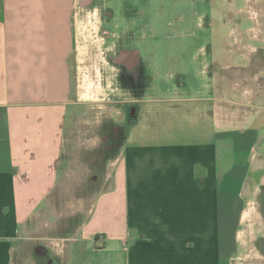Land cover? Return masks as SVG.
I'll list each match as a JSON object with an SVG mask.
<instances>
[{"label":"crops","instance_id":"0c3cea01","mask_svg":"<svg viewBox=\"0 0 264 264\" xmlns=\"http://www.w3.org/2000/svg\"><path fill=\"white\" fill-rule=\"evenodd\" d=\"M137 1L0 0V264H242L245 216L264 230V0ZM83 23L103 57H81ZM219 26L231 27L229 68L176 94L154 81L188 68L172 45L185 53L196 29ZM193 52L202 66L203 47ZM124 64L151 75L129 103L145 111L130 131L120 124L85 221L55 236L46 204L63 185L68 134L86 122L75 67L109 72L120 97Z\"/></svg>","mask_w":264,"mask_h":264},{"label":"rangeland","instance_id":"374dc122","mask_svg":"<svg viewBox=\"0 0 264 264\" xmlns=\"http://www.w3.org/2000/svg\"><path fill=\"white\" fill-rule=\"evenodd\" d=\"M225 1L230 2V0ZM137 2L139 4L142 0ZM238 3L242 6L244 4L241 0H238ZM212 13L219 18L221 17L218 9ZM89 22L87 25L85 24L86 27L89 29L94 28L95 30L98 21L91 19ZM85 25L84 23L80 25L82 34L79 52L81 57L95 50L99 51L97 55L100 58L103 57L101 56L102 54H107L105 46L95 49L90 44V41L84 42L88 35ZM230 29L231 27L229 26H219L212 30L206 27L196 29V32L194 31L193 33L196 35L197 42L193 43L185 53L182 49L176 51L175 45H172L176 55L181 59L183 58L184 62L188 64V68H186L188 71L182 68L180 73H175L170 78H164L163 80L155 78L154 81L158 82V84L161 83L172 94L177 93L174 88L180 83H185L186 87L200 89L203 84H206L209 77L214 75L217 64L223 66L219 67L220 72L223 71L222 68L225 70L229 68L227 67L228 64H232L230 57L232 55L231 42L233 39L229 35ZM182 30L179 29L178 31ZM217 34H219L218 38ZM201 47H203L204 51L201 56L203 65L197 66L196 64H191V62L188 63L193 56V50L197 52V49L199 51ZM214 60L218 61V63L214 62ZM204 65L207 66L204 69L207 72L200 74L197 68H204ZM97 71L85 68L82 65L75 67L74 95L81 102L87 103L82 108L86 122L76 125L75 130L68 134L69 137L66 139V147L64 149L67 153L64 156L65 165L62 170L64 174L63 185L60 187L59 195L55 196L56 200L46 204V207H48L46 209L50 210L51 213L46 214L44 219L52 224L51 234H55V236L63 234L72 225L76 231L89 215L96 194L101 189V183L111 170L112 159L114 155H117V150L121 145L122 138H115L117 139L115 141L109 138L106 141L104 135L110 133L112 126H119L120 124L124 129L131 130L132 127L130 125L134 119L127 118L131 107L130 101L138 98L144 84L151 81V75L147 74L145 69L128 70L123 65V72L120 78L123 86V95L116 97L115 85L110 87V73ZM199 91L201 92V90H197V92ZM194 93L197 95L196 91ZM134 107H136V110L141 109L142 111H145L146 108L143 104L141 106L135 104ZM136 115H138L137 111ZM237 215V212H233L228 217L233 226L237 223ZM259 221L260 219L257 217L245 216L244 218V226L240 235L241 249L238 256L242 264H264V230H260ZM226 236L225 234L224 237ZM232 236V233H230L225 238V242L229 246L232 243L234 244Z\"/></svg>","mask_w":264,"mask_h":264},{"label":"flooded vegetation","instance_id":"af4514ba","mask_svg":"<svg viewBox=\"0 0 264 264\" xmlns=\"http://www.w3.org/2000/svg\"><path fill=\"white\" fill-rule=\"evenodd\" d=\"M124 67L128 68V70H132V69L129 68L128 64H124ZM135 110H136V108L134 106H131L129 108V112H128L127 118L133 119ZM123 131L124 130L122 129V127L120 125L119 126H117V125L112 126V129L110 130V133H108V135H104L105 140L108 141L109 138H112V141H115V140L119 139V137L122 138L123 135H124ZM115 138H117V139H115Z\"/></svg>","mask_w":264,"mask_h":264}]
</instances>
